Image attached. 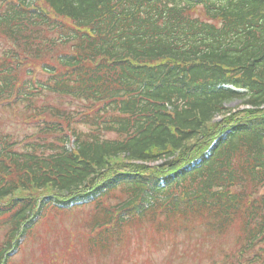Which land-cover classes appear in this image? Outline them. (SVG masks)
<instances>
[{
    "label": "trees",
    "instance_id": "trees-1",
    "mask_svg": "<svg viewBox=\"0 0 264 264\" xmlns=\"http://www.w3.org/2000/svg\"><path fill=\"white\" fill-rule=\"evenodd\" d=\"M83 210L94 263L150 222L264 264V0H0V264Z\"/></svg>",
    "mask_w": 264,
    "mask_h": 264
},
{
    "label": "rangeland",
    "instance_id": "rangeland-1",
    "mask_svg": "<svg viewBox=\"0 0 264 264\" xmlns=\"http://www.w3.org/2000/svg\"><path fill=\"white\" fill-rule=\"evenodd\" d=\"M13 113L4 114V123L14 137L21 139L24 134L36 131L34 123L24 121L23 113ZM87 215L88 210H83L74 214V220L68 216L44 219L34 229V236L13 257L11 264H45V261L56 263L59 260L66 264H200L216 256L221 247H232L230 241L234 230L225 237L209 240L197 227L185 235H162L148 222L144 226L131 227L119 251L112 249L108 255L100 253V260L94 263L96 260L86 251L84 230L76 218ZM2 237L3 230H0V240ZM183 249L187 250L186 254Z\"/></svg>",
    "mask_w": 264,
    "mask_h": 264
}]
</instances>
